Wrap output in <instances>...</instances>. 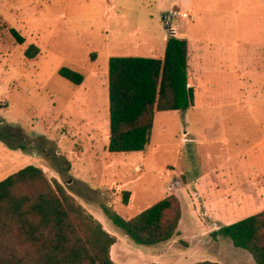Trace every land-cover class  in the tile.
Listing matches in <instances>:
<instances>
[{"label":"rangeland","instance_id":"obj_1","mask_svg":"<svg viewBox=\"0 0 264 264\" xmlns=\"http://www.w3.org/2000/svg\"><path fill=\"white\" fill-rule=\"evenodd\" d=\"M110 2L111 7L104 0H0V180L11 172L8 162H18L22 153L27 165L60 182L116 237L111 258L117 264H256L247 251L212 233L264 210V163L256 160L264 149L262 110L256 121L213 113L243 114L248 104L235 101L213 112L157 111L147 151H108L109 58L154 57L151 49L158 44L150 43L152 36L165 28L170 35V25L187 28V19L169 14V21L162 20L146 1ZM147 9L158 18L150 22L135 11ZM10 28L24 43H16ZM30 44L40 50L34 59L24 53ZM62 67L81 73L83 83L62 78ZM243 89L249 96L260 88ZM187 123L197 139L192 144L182 140ZM61 158L70 162L69 171ZM212 167L218 168L207 175ZM181 173L190 182L171 194L181 205L180 233L172 239L139 245L110 220L108 213L129 219L170 195L164 196ZM124 191L130 192L127 203Z\"/></svg>","mask_w":264,"mask_h":264},{"label":"trees","instance_id":"obj_2","mask_svg":"<svg viewBox=\"0 0 264 264\" xmlns=\"http://www.w3.org/2000/svg\"><path fill=\"white\" fill-rule=\"evenodd\" d=\"M9 32L17 44L24 37ZM28 59L39 54L30 44ZM187 41L169 36L159 57L112 56L108 60L109 137L115 153L139 152L149 143L157 111L185 110L193 105L187 86ZM58 74L79 85L83 75L62 67ZM65 171L70 162L61 158ZM129 191L123 192L127 203ZM110 220L136 244L153 246L178 235L181 205L168 195L139 214ZM214 237L228 239L264 264V210L221 226ZM116 237L42 168L27 165L0 180V264H117L111 258ZM194 264H223L203 260Z\"/></svg>","mask_w":264,"mask_h":264},{"label":"crops","instance_id":"obj_3","mask_svg":"<svg viewBox=\"0 0 264 264\" xmlns=\"http://www.w3.org/2000/svg\"><path fill=\"white\" fill-rule=\"evenodd\" d=\"M143 1L148 3V5L145 4L146 7L155 6V11L163 14L162 20L169 18L172 11L178 12L175 17L187 15V17H182L187 19V28L175 27L174 29L170 25V35L165 28L164 34L157 37L152 36V42H150L152 44L157 42L158 45L153 46L151 50L154 57L161 58L169 36L184 38L187 41V86L194 91L193 105L187 110L206 109L213 112L218 110L217 107H220V104L235 101L242 106L248 104L245 110L241 111L243 114L228 111L223 114L221 110L213 113L223 119L244 116L243 118L256 121L258 111L262 110L261 116L264 118V105H261L264 103V0ZM104 2L109 7L114 5L110 0H104ZM165 8L167 10L164 11ZM135 11L141 13L150 22L158 18L150 9ZM244 86L248 93L251 88L259 86L260 89H253L252 94L248 96L243 89ZM254 104H259L257 109ZM188 127L187 123V131L184 132L182 140L187 144H192L197 139L190 136L192 130ZM201 131L206 132V127H202ZM249 133H251L250 130ZM106 137L108 140L109 132ZM147 145L143 151L139 152L147 151ZM255 145L256 141L250 148L253 149ZM262 150L263 152L256 158L257 163L260 164L264 163V149ZM16 156L19 159L18 162H8L9 170H11L9 174L27 166L28 161L21 159L22 153ZM217 168L212 167L206 174L209 175ZM203 179V175L197 177L193 181L194 186ZM188 182L190 180H187L186 175L181 173L180 177L169 185L168 192L164 196L173 192L177 194ZM217 182L218 180L213 178L215 186ZM236 190L237 188H232L231 192L235 193ZM194 194L199 197L196 191Z\"/></svg>","mask_w":264,"mask_h":264},{"label":"built area","instance_id":"obj_4","mask_svg":"<svg viewBox=\"0 0 264 264\" xmlns=\"http://www.w3.org/2000/svg\"><path fill=\"white\" fill-rule=\"evenodd\" d=\"M170 15H171V16H177V15H178V12L172 11V12L170 13ZM182 17H187V15H186V14H183ZM167 19L169 20V18H167Z\"/></svg>","mask_w":264,"mask_h":264}]
</instances>
